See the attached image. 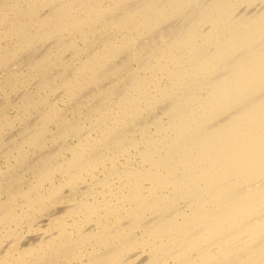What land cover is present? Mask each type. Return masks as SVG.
I'll use <instances>...</instances> for the list:
<instances>
[{"label": "bare ground", "instance_id": "1", "mask_svg": "<svg viewBox=\"0 0 264 264\" xmlns=\"http://www.w3.org/2000/svg\"><path fill=\"white\" fill-rule=\"evenodd\" d=\"M14 66L0 264H264V0H0Z\"/></svg>", "mask_w": 264, "mask_h": 264}, {"label": "rangeland", "instance_id": "2", "mask_svg": "<svg viewBox=\"0 0 264 264\" xmlns=\"http://www.w3.org/2000/svg\"><path fill=\"white\" fill-rule=\"evenodd\" d=\"M15 67H16V66H14V67H12V68H10V69H6V70H7L6 72H5L4 69L1 70V71H0V72H1V74H0V79L4 78V74H6L7 72H9V71H14L13 68H15ZM15 69H18V66H17V68H15ZM2 71H4V72H2ZM27 87H28V88H27ZM27 87H23V88L17 90V93H20L21 95H26V94H29V93H33V94L36 93L35 91H36V88H37V87H36V88L33 87V86L31 87L30 85L27 86ZM31 88H32V89H31ZM33 89H34V90H33ZM21 90H22V91H21ZM25 91H26V92H25ZM27 91H28V93H27ZM30 91H31V92H30ZM22 92H23V93H22ZM34 92H35V93H34ZM3 93H4V92H3ZM3 93L0 92V104L3 103V102H2V101H3V98L6 99V95H8V94H6V93H5V94H3ZM25 93H26V94H25ZM14 94H16V93H14ZM14 94H13V95H14ZM20 94H19V96H21ZM17 95H18V94H17ZM17 95H16V96H13V97H17ZM3 96H4V97H3ZM8 96H11V94L8 95ZM19 96H18V97H19ZM51 98H52V99H51ZM5 99H4V100H5ZM55 100H56V97H55V96H51V97H50V101H51V102H53V101H55ZM60 106H61L63 109L73 110L72 106L69 107V105H68L67 103H65V104H63V103L61 104V103H60ZM74 106H75V105H74ZM6 113H7L8 116L10 117L9 119H15V117H17V114H18V112H17L15 109H14V110H13V109L7 110ZM75 116H76V117H75ZM75 116H74V115L71 116V114H69L68 117H70L72 120H75L76 118H77V119H80L79 115H78L79 118L77 117V115H75ZM13 117H14V118H13ZM72 117H73L74 119H73ZM14 129H15V130H14ZM18 129H20L19 126H17L16 128H13V130H12V129L8 130L7 132H9V133L6 132V133H5L6 135L4 134V139H8V138H9L8 141H10L11 139H13V137H14V138H15V137L19 138V135H18V134H19V133H18L19 130H18ZM20 130H22V129H20ZM14 133H15V134H14ZM17 133H18V134H17ZM10 134H11V135H10ZM15 135H16V136H15ZM6 137H7V138H6ZM51 148H52V147H51ZM34 153H35L36 155H40V154H41L40 151H37V150H36ZM34 153H33V154H30L29 157H28V159H29V162H28V163H29V164L34 160L33 158H36V156H34ZM33 156H34V157H33ZM32 157H33V158H32ZM3 159H4V158H3ZM3 159L0 158V175H1L2 177H3L4 173H5V171H6L5 174H6V175H9V174H12V171H13V170H15V171H13V175H12L13 178H21V177H22V178H23V177L27 178V177H28V179H29L30 176H29L28 174H24L25 172H24L23 168H22V170H20L21 168H18V166H17V167H13L14 164H15V163H13V161L7 160V159L5 158V161H7V162H5V161H3ZM32 159H33V160H32ZM31 160H32V161H31ZM9 163H10V164H9ZM9 167H12V168L9 169ZM6 168H7L8 170H7ZM7 171H9L10 173L7 172ZM22 171H23V172H22ZM1 172H2V173H1ZM14 173H15V174H14ZM16 173H18V174H16ZM97 175H99L98 172H97ZM1 176H0V181H1ZM14 176H15V177H14ZM16 176H17V177H16ZM19 176H20V177H19ZM26 176H27V177H26ZM90 182H91V181H90ZM84 185H85V184H84ZM84 185H83V187L85 188L88 184H87L86 186H84ZM13 186H17V187H19V184H13ZM80 186L82 187V185H80ZM1 187H2V184H0V191H1ZM83 187H82V188H83ZM69 189H70V188H66V190H65V191H66V194H64V195H66V196H65L66 198H67V195H69V197H71L72 195H73L74 197L77 196V193H76V192L71 193V189H70V193H71V194H70V193H69ZM67 190H68V191H67ZM65 191H64V192H65ZM74 193H75V194H74ZM70 195H71V196H70ZM3 199H5V198H3ZM60 206H61V205H60ZM57 207H58V208H57ZM57 207H52V208H54V209H52V208L50 209V212H51V210H52V211L56 210V211H54V214H53V212H51L52 215H50V212H49V210H48V211H46V213L48 212L47 214L44 213V214H46V215H43V214H42L44 217H43V216H40V217H41V219H40V217L38 216V217L36 218V220L39 219L38 221H36V220L32 221L31 223H33V225L30 223V225H32V226H31L32 228L29 226V229H28V227H27L28 225L24 226L23 229L20 230L19 233H17V236H16V237H17L18 239H19L20 236H21L20 238H23L22 236L26 235V233H30V234H27V235H29V238L32 240V239H33V238H32V235H33V234L36 235L37 238H38V235H39L38 230H39V232L42 234L41 236H43L44 233L46 234V232H47V228H46V227H47V225L49 226V224H50V222H51V218L55 215V213H58L61 209L63 210V205H62L61 207H59V206H57ZM55 208H57V209H55ZM59 208H60V210L58 211ZM57 211H58V212H57ZM48 214H49V215H48ZM46 216H47V217H46ZM49 216H50L51 218L48 219ZM42 219H43V222H40V221H42ZM44 219L46 220V222H45ZM35 221H36V222H35ZM47 221H48V223H47ZM39 223H40V224H39ZM36 224H38L39 226L37 227ZM35 225H36V226H35ZM40 225H41V226H40ZM42 225H43V227H42ZM34 227H37L38 230H37L36 228H35V229H36V230H35ZM39 227H40L41 229H39ZM45 228H46V232L43 231V230H45ZM40 230H41L42 232H41ZM21 231H23V232H21ZM32 231H34V232H32ZM37 233H38V234H37ZM21 234H23V235H21ZM27 235H26V236H27ZM18 236H19V237H18ZM26 236H25V238H26ZM30 236H31V237H30ZM36 236L34 237L35 239H37ZM41 236H39V237H41ZM16 237H15V238H16ZM13 238H14V237H13ZM13 238H12V239H13ZM25 238H24V239H25ZM27 240H28V238H27ZM33 240H34V239H33ZM5 241H6V245L4 246V244H3V245H2V246H3L2 248H3V249H8V248L11 246V244H12L13 242H10V245H9V241H12V240H10V239L7 240V239H6ZM13 241H16V240L14 239ZM4 243H5V242H4ZM7 243H8V244H7ZM14 243H15V242H14ZM14 243H13V244H14ZM2 248H1V249H2Z\"/></svg>", "mask_w": 264, "mask_h": 264}]
</instances>
